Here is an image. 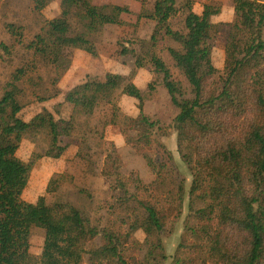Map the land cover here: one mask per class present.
Returning <instances> with one entry per match:
<instances>
[{
	"label": "trees",
	"instance_id": "1",
	"mask_svg": "<svg viewBox=\"0 0 264 264\" xmlns=\"http://www.w3.org/2000/svg\"><path fill=\"white\" fill-rule=\"evenodd\" d=\"M43 2L36 1L39 9ZM232 2L234 17L218 88L210 86L217 73L209 42L215 29L211 18L220 12L215 4H204L201 13L194 12L188 4L186 33L167 24L176 11L175 0H155L153 11L147 16L181 45L180 50L168 51L190 86V97L185 96L181 82L172 77L156 52L149 50L148 56L154 71L162 75L171 103L178 109L173 126L177 150L192 174L188 203L195 221L192 234L207 247L214 264H264V0ZM60 5V15L48 20L43 32L28 46L64 70L70 64L65 48L96 55L90 35L106 24H122V14L129 11L126 6L97 4L93 0H61ZM142 16L139 14L138 18ZM71 18L83 31L72 32ZM154 33L152 47L156 41ZM130 51L125 46L121 48L124 55ZM135 64L142 67L144 62L137 57ZM25 74L24 68H17L0 97V264H137L133 256L123 253L126 237L110 229L99 230L77 207L65 203L50 205L44 195L35 202L21 198L32 167L31 161L24 162L16 155L21 140L29 133L45 130L49 136L45 155L58 158L67 148L61 140L70 134L73 119L72 115L69 119H55L47 109L28 121L20 118L23 103L18 83ZM120 87L124 94L139 101V114L127 117L124 124L127 130L139 133V137L127 136V140L143 151L140 145H150L148 134L159 127L158 121L143 113V94L125 75L108 72L104 80L87 77L68 90L64 100L74 110L92 114L100 100L109 98ZM49 97L52 96L39 99ZM112 157L109 155L106 161H114ZM139 203L142 212L130 229H142L146 241H152L140 264L150 260L159 263V259L166 258L159 233L170 212L145 200ZM33 226L44 230L39 257L30 253ZM98 235L101 243L87 248V243Z\"/></svg>",
	"mask_w": 264,
	"mask_h": 264
},
{
	"label": "rangeland",
	"instance_id": "2",
	"mask_svg": "<svg viewBox=\"0 0 264 264\" xmlns=\"http://www.w3.org/2000/svg\"><path fill=\"white\" fill-rule=\"evenodd\" d=\"M36 1L0 0V97L13 72L24 68L26 74L18 83L23 103L18 116L28 121L47 109L55 119H69L71 115L73 119L70 134L61 140L67 148L58 158L45 155L49 144L45 130L29 133L21 140L16 155L24 162H32L21 198L35 202L44 195L50 205L65 203L77 207L99 230L110 229L126 237L123 253L133 256L137 264L147 255L152 241H146L142 229L131 230L130 225L142 212L140 200L151 202L170 212L159 233L166 258L159 259V263L150 260L145 264H214L207 247L191 232L195 227L188 207L192 174L177 150L173 118L178 109L171 103L162 75L156 73L149 62L148 51L153 50L164 60L172 77L181 82L185 96H191L187 80L168 51L169 48L180 50L181 45L166 35L160 24L147 17L153 11L155 0H93L97 4L109 2L126 6L129 11L122 14V24H106L90 35L96 55L78 48H65L64 55L70 60L65 70L28 46L43 32L47 21L61 12V0H44L40 9ZM175 2L176 11L167 24L182 33L187 31L188 4L196 13H201L206 3L219 6L220 12L211 18L215 29L209 39L212 62L217 68L210 86L218 88L222 84L225 44L234 17L232 0ZM139 14L144 17L138 18ZM70 21L73 33L83 31L76 19ZM153 32L154 47L151 46ZM122 46L131 50L130 53L122 54ZM137 57L143 60L142 67L136 66ZM108 72L120 73L133 82L143 94V113L158 121L159 127L148 134L150 145L141 143L143 151L128 142L127 136L137 138L139 133L127 130L124 124L127 117L139 114V101L124 94L121 87L109 98L100 100L92 114L74 110L72 104L64 100L66 92L76 84L87 77L104 80ZM43 96L52 97L39 99ZM109 155L115 160L109 158L107 162ZM43 241L44 230L33 226L30 235L33 256H40ZM100 243L98 235L86 247Z\"/></svg>",
	"mask_w": 264,
	"mask_h": 264
}]
</instances>
